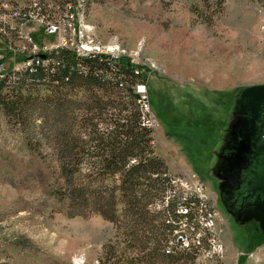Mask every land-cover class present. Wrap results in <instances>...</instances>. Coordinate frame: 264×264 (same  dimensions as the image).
I'll use <instances>...</instances> for the list:
<instances>
[{
  "label": "rangeland",
  "instance_id": "374dc122",
  "mask_svg": "<svg viewBox=\"0 0 264 264\" xmlns=\"http://www.w3.org/2000/svg\"><path fill=\"white\" fill-rule=\"evenodd\" d=\"M216 1L0 0V58L4 72L11 71L27 58L20 52L27 44L23 37L30 39L29 52L69 38L62 29L47 34L44 24L68 12L63 25L74 24L75 40L88 51L138 65L154 121V154L166 164L170 181L194 173L221 219L217 235H204L200 246L192 234L194 257L173 264H264L256 223L235 224L218 208L211 174L225 145L218 135L228 134L237 95L264 84V37L251 0ZM15 8L23 15L10 19ZM52 86L18 93L43 97ZM1 94L12 99L10 91ZM85 113L76 109L73 116L78 120ZM38 119L35 135L26 139V129L0 110V264H170L151 261L147 250L136 256L112 222L72 210L60 189L55 146L43 140ZM177 187L171 182L151 210H163L167 202L174 207ZM207 238L220 244V255L208 256Z\"/></svg>",
  "mask_w": 264,
  "mask_h": 264
},
{
  "label": "trees",
  "instance_id": "16d2710c",
  "mask_svg": "<svg viewBox=\"0 0 264 264\" xmlns=\"http://www.w3.org/2000/svg\"><path fill=\"white\" fill-rule=\"evenodd\" d=\"M46 58L47 69L37 65L17 81H0V110L26 129V139L35 135L39 118V133L55 146L60 189L68 205L78 214L90 211L112 222L136 256L147 250L151 261L170 264L182 256L194 257L195 246L183 250L170 241L177 234L187 237L184 229L192 239L198 230L195 208L189 204L187 213H178L167 202L165 209L151 210L164 199L170 179L166 164L153 152L152 129L142 123L135 92L136 85H143L141 68L124 57H79L64 49ZM43 83L53 85L52 94L18 93ZM2 89L12 99L6 100ZM76 109L86 112L78 120Z\"/></svg>",
  "mask_w": 264,
  "mask_h": 264
},
{
  "label": "water",
  "instance_id": "95a60500",
  "mask_svg": "<svg viewBox=\"0 0 264 264\" xmlns=\"http://www.w3.org/2000/svg\"><path fill=\"white\" fill-rule=\"evenodd\" d=\"M233 116L222 148L219 192L226 203L233 199L235 224L254 221L264 235V84L242 88Z\"/></svg>",
  "mask_w": 264,
  "mask_h": 264
},
{
  "label": "built area",
  "instance_id": "2783aa9c",
  "mask_svg": "<svg viewBox=\"0 0 264 264\" xmlns=\"http://www.w3.org/2000/svg\"><path fill=\"white\" fill-rule=\"evenodd\" d=\"M254 4V8L258 13L259 24L258 30L259 33L264 37V0H251ZM61 15L58 17V20H47L44 21L45 31L47 34H59L60 30L64 35H69V38L63 39L59 38L55 44H49L43 46L40 50L36 52H29V43L30 39L23 37L26 40V45L20 49V52L27 55L24 61H22L19 67H15L11 71L4 72L3 64L0 63V81L4 80L6 83L17 81L22 74L31 72L34 66L40 65L41 67L47 69L49 67L50 59L45 58L49 57L51 53L56 54L59 49L72 51L76 56L82 57L92 54H105L100 50H91L86 49V45L82 44L81 41L75 40L76 29L73 23H68L63 25L64 19L67 18L68 12H60ZM23 14L20 13V10L17 8L12 9L7 17L10 19L13 17H21ZM75 40V41H74ZM110 57L116 59L117 56L108 54ZM135 92L138 94V106L142 113V123L144 126L152 129L153 120L149 116V107L146 97L144 95V87L136 85ZM177 183V193L175 192L176 203L175 211L178 213H187V205H192L195 208L193 221L198 227L199 231L195 233V244L200 246L202 244L201 237L207 235L209 238H214L219 231L217 229V224L221 221L218 212L216 211L213 202L209 198L207 192L204 189L203 183L196 177L194 173H182L180 177L170 181ZM177 194V195H176ZM191 241L182 234H177L176 238L173 241H170V245L177 244L178 248L186 250L190 247ZM208 256L220 255L222 253L221 246L217 241L208 240Z\"/></svg>",
  "mask_w": 264,
  "mask_h": 264
},
{
  "label": "flooded vegetation",
  "instance_id": "af4514ba",
  "mask_svg": "<svg viewBox=\"0 0 264 264\" xmlns=\"http://www.w3.org/2000/svg\"><path fill=\"white\" fill-rule=\"evenodd\" d=\"M218 136H219L220 140L224 141L225 143H228L229 135H220L219 134ZM223 150L224 149H222L219 153L216 154V157L219 160V164H218V166L216 168H214L211 171V174H212V176L214 177V179L216 181L215 182L216 183V196L215 197H216V201H217V204H218V208L222 209V211L225 213V215H227V217H229L230 220L234 223V221H233V219L231 217V212L233 211L231 203H233V205H234V201L232 199V200H228L229 203H226L227 196H223L219 192V186H220L221 182H220L218 177H219V173H220V170H221V167H222ZM234 208H236V207L234 206ZM250 222H254V221H250ZM247 223H249V222H247ZM247 223H244V224H247Z\"/></svg>",
  "mask_w": 264,
  "mask_h": 264
}]
</instances>
